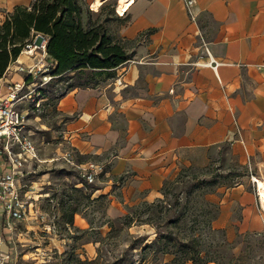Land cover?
Wrapping results in <instances>:
<instances>
[{
  "label": "crops",
  "instance_id": "1",
  "mask_svg": "<svg viewBox=\"0 0 264 264\" xmlns=\"http://www.w3.org/2000/svg\"><path fill=\"white\" fill-rule=\"evenodd\" d=\"M31 1L0 0V14ZM121 1L128 2L115 0L117 8ZM128 4L120 14L125 19L120 34L129 44L130 58L112 77L94 87L69 89L56 103L65 117L62 139L79 156L95 158L98 163L90 164L101 168L103 179L91 196L124 203L155 200L180 167L204 165L214 150H221L246 166L255 180H250V190L239 184L216 198L219 213L212 225L229 235L236 227L239 232L260 231L264 0ZM208 54L218 63L215 68L204 65ZM23 55L16 61L23 63L26 57L25 65L31 64ZM12 68L10 64L0 78V96L20 77H7ZM80 166L89 167L87 162ZM235 207L240 215L236 220Z\"/></svg>",
  "mask_w": 264,
  "mask_h": 264
},
{
  "label": "rangeland",
  "instance_id": "2",
  "mask_svg": "<svg viewBox=\"0 0 264 264\" xmlns=\"http://www.w3.org/2000/svg\"><path fill=\"white\" fill-rule=\"evenodd\" d=\"M85 1L92 12L90 20L105 22L113 39L128 48L129 44L123 41L120 34L125 19L117 12L115 0H108L97 9L91 6L92 0ZM7 14H0V21ZM21 60L25 65L27 58ZM46 66L47 59L41 58L31 83L25 84L22 89L18 103L19 110L27 114L26 128L36 147L37 159L24 165V176L19 182L20 195L26 206L24 216L18 220L0 221V264H77L76 258L95 260V264H119L117 260L124 258L128 263L136 264L143 258L141 248L144 244L153 241L166 229L163 227L166 219L157 220L153 217L155 208L144 207V203L161 200L163 195L155 200L126 203L123 200H109L106 196L99 199L91 196L103 177L98 174L93 182L87 183L88 167H81L80 162H87L88 165L98 162L91 156H79L68 141L62 139L60 132L65 117L57 112L56 102L61 94L71 89L69 86L91 85L93 79L89 74H83L74 78L67 76L61 81H49ZM10 72L7 77L18 74L23 78L18 71L11 69ZM20 77H17L18 81ZM38 88L44 93L37 94ZM38 100L40 103L36 107ZM250 180L246 166L223 151L214 150L204 165L180 167L164 186L165 200H190L188 204L191 210L186 215L183 233L189 224L197 221L195 230L200 236L199 248L205 250L206 258L214 260L216 264H264V222L260 231L239 232L236 227L233 235L227 234L225 229L213 227V220L210 227L219 231L210 234L206 223L211 220L216 207L219 213L217 197L239 184L252 189ZM117 195L115 189L113 196ZM206 200L216 207L207 206ZM112 201H115L114 205ZM116 201L120 204H116ZM75 208L79 213H74L69 223V214ZM232 211L233 218L239 219V208L235 207ZM128 213L133 218L130 224L117 221ZM110 222L115 224L112 234L108 236ZM145 258L154 259L153 263L148 261L144 264H177L172 262V255H162L161 252L150 251Z\"/></svg>",
  "mask_w": 264,
  "mask_h": 264
},
{
  "label": "trees",
  "instance_id": "3",
  "mask_svg": "<svg viewBox=\"0 0 264 264\" xmlns=\"http://www.w3.org/2000/svg\"><path fill=\"white\" fill-rule=\"evenodd\" d=\"M113 12L112 9L111 13ZM91 15L92 12L85 0H32L28 6H15L8 12L5 19L0 21V78L3 77L9 65L18 58L25 45L36 36H41L46 40L47 60L52 63L47 72L50 77L49 81H61L67 76L74 78L83 74H89L93 79L91 85L69 86L72 89L94 87L102 78L112 77L115 70L127 62L130 54L122 42L113 39L105 22L92 21L90 20ZM31 80L32 76H28L25 82L31 83ZM37 91L39 95L44 93L41 88H38ZM62 95L57 98V101ZM167 181L161 188L163 199L144 203L145 208L151 210L155 208L153 217L157 220L166 219L163 222V227L166 229L160 235L158 234L153 241L144 244L141 248V251L144 252L143 258L136 264H144L148 261L153 263L152 259L154 258H150V260L145 258L150 251L161 252L162 255H172V262H177V264L186 262H191V264L213 262L216 264L214 260L206 258L205 250L199 248L200 236L195 230L197 221L189 224L187 233H183L186 228V215L191 210L188 204L190 200L184 202L165 200L164 186ZM103 197L101 195L96 199ZM206 204L216 207L208 200H206ZM74 213H79L77 208L70 212L69 223L72 221ZM217 213L216 207L211 220L206 222L209 225L210 234L213 235L219 230L210 227V222L217 217ZM171 215L176 216L172 217ZM132 219L131 214L128 213L118 218L117 221L130 224ZM114 224L115 222H110L108 236L112 234ZM203 251H205L204 256L201 255ZM117 261H120L119 264H133L128 263L124 258ZM75 262L77 264H95V260L87 261L80 258H76Z\"/></svg>",
  "mask_w": 264,
  "mask_h": 264
},
{
  "label": "built area",
  "instance_id": "4",
  "mask_svg": "<svg viewBox=\"0 0 264 264\" xmlns=\"http://www.w3.org/2000/svg\"><path fill=\"white\" fill-rule=\"evenodd\" d=\"M187 3L190 4V1ZM45 44L46 40L43 37L36 36L25 45L21 54L30 58L32 63L23 65L17 62V59L11 63L12 70L23 74V78L18 82H13L8 92L0 96V221L21 219L26 211L25 203L20 195L19 182L24 176L22 171L24 165L37 159V152L26 128L27 114L19 110L18 103L21 101V91L25 84H30L25 82L26 77L34 74L41 58L47 59ZM217 64L210 56L209 60L204 63V65H213L214 68ZM50 66L52 63L48 61V66L45 67L46 72ZM48 78L50 79L49 76ZM37 103L36 107L39 106L40 100ZM70 155L72 158L71 152ZM100 173V166L90 164L86 170L85 181L93 182ZM251 180L255 179L251 177Z\"/></svg>",
  "mask_w": 264,
  "mask_h": 264
},
{
  "label": "bare ground",
  "instance_id": "5",
  "mask_svg": "<svg viewBox=\"0 0 264 264\" xmlns=\"http://www.w3.org/2000/svg\"><path fill=\"white\" fill-rule=\"evenodd\" d=\"M131 2V0H128V2H122L120 3V7L118 8V13L119 14H123L126 9H127V6L129 5L128 3ZM102 4V1H96L92 6L94 9H97L100 5ZM257 184H258V195H259V198H260V204H261V209L263 210V213H264V182L261 181V180H258L257 181Z\"/></svg>",
  "mask_w": 264,
  "mask_h": 264
}]
</instances>
